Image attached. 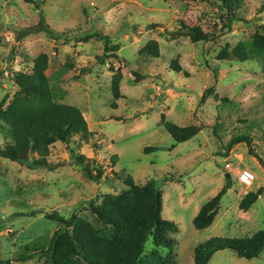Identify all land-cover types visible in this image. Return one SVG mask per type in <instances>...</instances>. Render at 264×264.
Listing matches in <instances>:
<instances>
[{"label":"rangeland","instance_id":"374dc122","mask_svg":"<svg viewBox=\"0 0 264 264\" xmlns=\"http://www.w3.org/2000/svg\"><path fill=\"white\" fill-rule=\"evenodd\" d=\"M40 14L61 39L45 32L19 39L24 30L38 25ZM239 14L245 21L234 22L228 32L221 11L209 0H0V102L17 92L14 75L31 72L34 60L47 54L55 101L80 108L93 133L78 153L88 159L93 174L97 165L104 170L99 182L87 178L63 144L52 151L50 161L57 165L52 172L29 170L0 157V260L46 264L29 259L47 249L57 230L44 214L74 213L77 224L96 225L88 202L121 193L128 177L137 185L158 182L162 216L179 228L174 235L177 264H194V249L210 239L248 238L264 230V63L219 59L224 47L251 41L264 24V0L247 1ZM179 22L200 26L215 38L174 40L171 33ZM94 33L108 36L110 48L119 46L117 59L104 52L101 38L84 41ZM151 41L159 44V58L139 55ZM103 54L107 59L101 62ZM173 61L187 75L172 71ZM111 67L123 77L124 98L117 109L111 107ZM134 72L145 79L137 81ZM162 115L200 132L176 144L161 124ZM3 131L0 125V145ZM239 137H248L251 144L241 142L228 150ZM72 146L78 147V141ZM244 169L257 177L253 188L238 182L237 174ZM227 174L232 186L213 225L196 230L195 217L227 184ZM259 189L258 201L241 211L244 196ZM150 246L151 241L148 251ZM209 264H264V249L252 260L225 249Z\"/></svg>","mask_w":264,"mask_h":264},{"label":"trees","instance_id":"16d2710c","mask_svg":"<svg viewBox=\"0 0 264 264\" xmlns=\"http://www.w3.org/2000/svg\"><path fill=\"white\" fill-rule=\"evenodd\" d=\"M33 4V0H25ZM222 13L221 21L224 29L232 31L234 22H244L239 14L249 0H209ZM179 27L171 33L172 39L189 38L193 43L208 42L215 38L213 32H205L200 26L190 27L179 22ZM225 31V30H223ZM34 32H45L56 40L61 36L46 23L44 14H40L38 25L24 30L19 39ZM93 38H101L105 44L104 52L113 54L120 50L119 46L109 47V37L99 33L88 35L85 42ZM140 56L159 58V44L151 41L139 51ZM107 59L104 54L101 62ZM219 59L222 61L247 62L261 60L264 63V24L260 25L251 41L241 42L235 47L222 49ZM50 58L47 54L39 55L33 62L31 72H18L14 75L17 92L7 102H0V125L4 127V144L0 145V157L29 170L55 171L57 165L50 161L52 151L57 144L65 145L72 161L82 167L85 176L99 182L104 176L102 165L90 168L89 161L78 151L82 144L88 143L93 133L82 110L74 105L57 103L54 90L48 77ZM1 68V66H0ZM176 73H184L178 61L170 66ZM114 72L111 91L114 102L112 109H117V102L123 99L121 90L122 74ZM137 81L146 76L133 73ZM1 75V70H0ZM218 99V96L215 95ZM162 126L170 134L176 144L192 140L200 132L197 126L180 127L162 115ZM79 143L73 147V143ZM241 142L251 144L248 137L233 140L228 150ZM156 148L151 151H156ZM126 188L119 194H106L98 200L88 202L91 215L96 225L77 224V216L63 215L58 211L44 214L46 220L57 225L52 239L45 250L34 252L30 260L44 261L46 264H177L175 252L178 241L174 235L179 232L176 223L165 220L163 213V192L156 180H149L144 185L134 183L132 177L125 181ZM232 183L230 177L227 184L210 199L195 217L193 224L201 231L211 227L216 219L221 201ZM262 194L259 189L250 191L240 203L243 212L249 211ZM35 214L32 213L31 216ZM151 241L150 250L147 249ZM225 249H230L246 260L258 258L264 249V230L256 232L248 238H213L199 244L194 249V264H209L213 256ZM0 264H13L11 260H0Z\"/></svg>","mask_w":264,"mask_h":264},{"label":"built area","instance_id":"2783aa9c","mask_svg":"<svg viewBox=\"0 0 264 264\" xmlns=\"http://www.w3.org/2000/svg\"><path fill=\"white\" fill-rule=\"evenodd\" d=\"M227 169L230 168V165L225 166ZM238 182L241 186H243L246 189L253 188L255 185V182L257 180V177L254 172H252L249 169H244L237 174Z\"/></svg>","mask_w":264,"mask_h":264},{"label":"water","instance_id":"95a60500","mask_svg":"<svg viewBox=\"0 0 264 264\" xmlns=\"http://www.w3.org/2000/svg\"><path fill=\"white\" fill-rule=\"evenodd\" d=\"M227 178H229L230 177V175L229 174H227V176H226Z\"/></svg>","mask_w":264,"mask_h":264}]
</instances>
